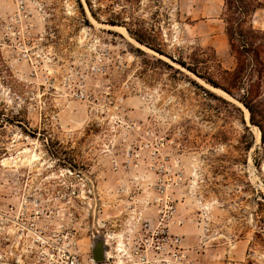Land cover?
<instances>
[{
  "label": "rangeland",
  "instance_id": "obj_1",
  "mask_svg": "<svg viewBox=\"0 0 264 264\" xmlns=\"http://www.w3.org/2000/svg\"><path fill=\"white\" fill-rule=\"evenodd\" d=\"M80 1L0 0V264H264L261 130L176 61L234 68L224 0Z\"/></svg>",
  "mask_w": 264,
  "mask_h": 264
},
{
  "label": "trees",
  "instance_id": "obj_2",
  "mask_svg": "<svg viewBox=\"0 0 264 264\" xmlns=\"http://www.w3.org/2000/svg\"><path fill=\"white\" fill-rule=\"evenodd\" d=\"M87 2L92 10L91 1ZM261 8H264V0H224L223 20L230 51L235 59L233 69L217 68L219 76L213 78L200 74L196 65L182 58L176 60L170 57L243 103L250 112L252 124L260 128L264 143V29L256 28L252 23L253 15ZM92 13L95 16L93 10ZM133 36L140 43L153 48L143 37ZM156 50L163 54L162 50ZM209 60L215 64L219 62L215 52ZM218 66L221 67L219 63ZM206 92L212 94L210 90Z\"/></svg>",
  "mask_w": 264,
  "mask_h": 264
},
{
  "label": "built area",
  "instance_id": "obj_3",
  "mask_svg": "<svg viewBox=\"0 0 264 264\" xmlns=\"http://www.w3.org/2000/svg\"><path fill=\"white\" fill-rule=\"evenodd\" d=\"M71 171V170H70ZM160 171L162 172L161 174H165L166 172H170V170L165 167L164 165L161 166ZM72 173V171H71ZM165 176V175H164ZM164 187V186H163ZM44 199V195L40 194L39 196H33V197H26L24 199V203L22 205L21 210L23 212H25V208L32 206V205H39L40 201ZM164 207L166 209V213H164L160 219V224H159V229H157L158 231L156 232V234H161L163 235V239L168 240V233H169V227L167 228V226H169L170 222L173 221V214L175 211V205L173 203L172 200V196H167V201L165 200V204ZM163 222H166V224L163 225ZM30 225V226H29ZM27 226V232H29L31 235H33L34 241L39 243L40 245H43L45 243H47L46 240H44V237L42 235V233L40 231H38L36 228H34L35 226V222L33 221V224H29ZM63 237H60V240H62ZM108 241L107 237H106V242ZM59 245V244H58ZM58 250H62V256H60V259L56 260V262H50L49 264H85L83 262V260H81L79 258V256H77L72 249L69 246H64L63 244L59 245ZM93 264H95V262L92 260ZM20 264H30L28 262L26 263H20ZM34 264H42L41 262H35Z\"/></svg>",
  "mask_w": 264,
  "mask_h": 264
},
{
  "label": "water",
  "instance_id": "obj_4",
  "mask_svg": "<svg viewBox=\"0 0 264 264\" xmlns=\"http://www.w3.org/2000/svg\"><path fill=\"white\" fill-rule=\"evenodd\" d=\"M214 88H217V87H214ZM223 92L226 93L225 91ZM106 251H107V246L105 244V240L103 236L100 233L96 234L94 237V247H93V256L96 262H104L106 260V257H107Z\"/></svg>",
  "mask_w": 264,
  "mask_h": 264
},
{
  "label": "bare ground",
  "instance_id": "obj_5",
  "mask_svg": "<svg viewBox=\"0 0 264 264\" xmlns=\"http://www.w3.org/2000/svg\"><path fill=\"white\" fill-rule=\"evenodd\" d=\"M119 28H120V27H119ZM216 90H218L222 95H224V96L230 98V97H229L226 93H224L223 91H221V90H219V89H216ZM245 113H246V117L249 118V111H248L247 109H245ZM257 136H258V138L260 137V132H258V131H257ZM38 159H39V157H37L35 154H32V155L30 156V158H29V161H36V160H38Z\"/></svg>",
  "mask_w": 264,
  "mask_h": 264
},
{
  "label": "crops",
  "instance_id": "obj_6",
  "mask_svg": "<svg viewBox=\"0 0 264 264\" xmlns=\"http://www.w3.org/2000/svg\"><path fill=\"white\" fill-rule=\"evenodd\" d=\"M223 264H225V261L223 262Z\"/></svg>",
  "mask_w": 264,
  "mask_h": 264
}]
</instances>
